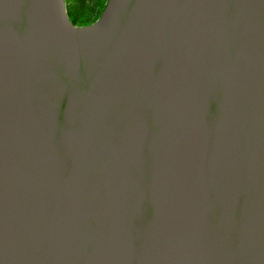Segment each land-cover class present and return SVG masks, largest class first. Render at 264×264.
<instances>
[{
    "label": "water",
    "instance_id": "1",
    "mask_svg": "<svg viewBox=\"0 0 264 264\" xmlns=\"http://www.w3.org/2000/svg\"><path fill=\"white\" fill-rule=\"evenodd\" d=\"M0 264H264V0H0Z\"/></svg>",
    "mask_w": 264,
    "mask_h": 264
},
{
    "label": "trees",
    "instance_id": "2",
    "mask_svg": "<svg viewBox=\"0 0 264 264\" xmlns=\"http://www.w3.org/2000/svg\"><path fill=\"white\" fill-rule=\"evenodd\" d=\"M78 2H79V5L81 6V4H82V8L80 7L78 10H76V11H72V12H69V14H70V16H71V18H72V20L74 21V23H76V24H80V25H84V24H88V23H90V22H92V21H94V20H96L99 16H100V14H101V12H102V10H103V8H104V6H105V4H106V1L105 2H99V9H100V12H99V14L97 15V16H94L93 17V20H88V17H89V12L87 11V6L85 5V3H84V1L83 0H77ZM72 7H74V9L76 8L75 7V5H76V0H72V3L70 4ZM69 11V10H68ZM78 18H80V20H78Z\"/></svg>",
    "mask_w": 264,
    "mask_h": 264
},
{
    "label": "rangeland",
    "instance_id": "3",
    "mask_svg": "<svg viewBox=\"0 0 264 264\" xmlns=\"http://www.w3.org/2000/svg\"><path fill=\"white\" fill-rule=\"evenodd\" d=\"M85 5L87 6V11L89 12V15H94V16H97L100 12V9H99V2H105L107 0H83ZM67 3H68V10L69 12H72V11H76L79 9V7H76L74 9V7H72L70 4L72 3V0H67ZM79 4V2H78ZM78 20H80V18H78Z\"/></svg>",
    "mask_w": 264,
    "mask_h": 264
},
{
    "label": "flooded vegetation",
    "instance_id": "4",
    "mask_svg": "<svg viewBox=\"0 0 264 264\" xmlns=\"http://www.w3.org/2000/svg\"><path fill=\"white\" fill-rule=\"evenodd\" d=\"M75 7H81L82 8V4H81V6L78 4V1L76 0V5H75ZM93 17H94V15H89V17H88V20H93Z\"/></svg>",
    "mask_w": 264,
    "mask_h": 264
}]
</instances>
